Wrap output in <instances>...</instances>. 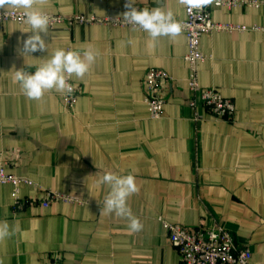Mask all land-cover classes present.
I'll use <instances>...</instances> for the list:
<instances>
[{"label": "crops", "instance_id": "obj_1", "mask_svg": "<svg viewBox=\"0 0 264 264\" xmlns=\"http://www.w3.org/2000/svg\"><path fill=\"white\" fill-rule=\"evenodd\" d=\"M237 1L213 6L212 18L243 28L204 34L201 50L208 57L198 66L202 86L235 101L232 120L205 108L194 119L183 31L150 47L142 29L67 20L122 18L125 0H46L42 10L65 19L49 23L48 51L32 56L19 51L30 27L3 23L0 172L31 183L0 182V221L15 228L0 241V264H183L164 221L223 224L239 246L251 248L252 264H264V0ZM135 7L186 16L180 0H136ZM88 47L99 55L83 79L73 77L82 88L73 111L54 90L41 101L21 93L15 69L34 73L59 48ZM150 68L172 76L160 118H151L144 100ZM109 171L135 176L139 191L128 206L142 230L130 232L127 218L101 212L109 189L98 180ZM17 188L30 201L22 208L15 205ZM48 190L78 201L44 206Z\"/></svg>", "mask_w": 264, "mask_h": 264}, {"label": "built area", "instance_id": "obj_2", "mask_svg": "<svg viewBox=\"0 0 264 264\" xmlns=\"http://www.w3.org/2000/svg\"><path fill=\"white\" fill-rule=\"evenodd\" d=\"M126 2V0H125ZM237 0H219L216 3L213 0L211 5L190 7L186 4L185 17L176 18L182 25V31L186 34L188 40V52L185 60L188 63L187 85L190 92L188 105L194 111V119L198 121L202 118L201 108L207 109L214 117L226 120H232L236 114V103L232 98L224 96L215 88H206L200 83L199 63L208 56L201 50V39L206 33L214 30H233L242 29L243 26L232 24H221L215 22L212 18L213 6L233 7L238 5ZM50 17V23L64 21L60 15L47 14ZM9 20H23V11L11 9L0 10V29L4 22ZM69 22H109L115 25L127 26L132 28L123 18L118 17H91L86 18L76 15L67 19ZM69 50H73L70 48ZM172 80V76L162 68H150L143 77L144 100L149 107L151 118L162 117L164 107L167 101L165 94L166 85ZM73 86V93L63 95L66 107L73 111L79 94L82 92L80 85L76 84L73 78L69 80ZM0 182H11L18 186L20 183H31L26 177H19L0 172ZM47 197L40 202L48 206L56 201H78L75 196H69L64 193L48 190ZM29 199L22 198L19 190L15 192V205L22 208ZM167 229L168 238L181 257L183 264H252L253 253L249 246L241 247L236 243L233 230L223 224L199 225L190 228L179 223L164 221Z\"/></svg>", "mask_w": 264, "mask_h": 264}, {"label": "clouds", "instance_id": "obj_3", "mask_svg": "<svg viewBox=\"0 0 264 264\" xmlns=\"http://www.w3.org/2000/svg\"><path fill=\"white\" fill-rule=\"evenodd\" d=\"M215 2L219 3V0ZM45 3L46 0H0V9L23 10V20L31 30V35L22 41V48L19 49L24 57L32 56V53L38 51H48L44 36L49 32L50 17L40 7ZM180 3L200 7L211 5L213 0H180ZM135 5L136 0H126L127 10L122 13V18L133 30L142 29L148 34L150 47H155V42L161 37L175 39L181 35L182 25L171 10L164 11L162 7L137 9ZM98 55V51L92 47L77 50L59 48L49 59L36 66L34 73L24 68L15 69L14 79L28 100L41 101L53 90L62 95H70L74 89L69 80L73 77L83 79ZM98 183L106 185L109 189L104 197L101 212L127 218L130 232L142 230L143 225L128 206V199L139 191L135 176L109 171L99 177ZM14 231L15 228L7 221H0V241L10 238Z\"/></svg>", "mask_w": 264, "mask_h": 264}]
</instances>
